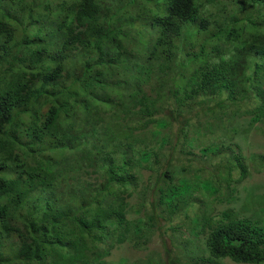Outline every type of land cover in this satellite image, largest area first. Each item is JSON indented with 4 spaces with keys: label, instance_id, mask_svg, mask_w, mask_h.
Returning a JSON list of instances; mask_svg holds the SVG:
<instances>
[{
    "label": "trees",
    "instance_id": "1",
    "mask_svg": "<svg viewBox=\"0 0 264 264\" xmlns=\"http://www.w3.org/2000/svg\"><path fill=\"white\" fill-rule=\"evenodd\" d=\"M261 122L264 0H0V264H264V191L216 210ZM160 219L186 244L135 256Z\"/></svg>",
    "mask_w": 264,
    "mask_h": 264
},
{
    "label": "rangeland",
    "instance_id": "2",
    "mask_svg": "<svg viewBox=\"0 0 264 264\" xmlns=\"http://www.w3.org/2000/svg\"><path fill=\"white\" fill-rule=\"evenodd\" d=\"M258 125H259L258 127H261V129L254 130L252 132L253 134L251 138L253 139V145L250 146V145L243 144V147L242 145L240 147V150L242 151V153L244 154L246 158V163H248L247 157L249 156V154H251L249 153V151L258 152V153L264 152V132H263L264 123L261 122V123H258ZM204 141L209 142L211 141V139L210 137H206ZM196 147H194L193 150L188 148L189 150H191V154L189 155L187 154L186 156H184V158L187 159L188 161L189 159L195 158V160H191V163L195 167L202 169V172H204L203 169L205 171H212V172L214 169H217L219 178H221L219 174H227L225 173L226 169L224 166H218L217 168V164L220 160H222V158L221 159L220 158H210V157L208 158V156L206 155L203 156L201 154V151L199 150V147L197 148ZM189 162H185V164ZM227 162L230 164L229 165L230 167L234 168V173L241 172V166L237 162L235 156H234V159H230ZM249 165H250V173L252 172V175L249 176L247 179L243 178L242 183L240 180V174L238 176L237 174L231 173L227 178L226 177L221 178V179H224L221 181H226L230 186H228V184L226 183V186L223 184V186L221 187L222 189H218L219 190L218 195L220 196L222 194L220 200L216 202V210L218 212L223 210L224 208H234L236 211L240 210L243 212L245 208L252 207V205L248 204L247 201L250 203V201L255 200V195L257 193L259 194L264 191V171L258 172L257 171L258 166L254 165L251 162L249 163ZM197 178L198 177L196 176L194 179L184 178V180H182L183 182L182 192L185 195H196L197 196L200 193V191H203L202 189L205 187L202 183H200L197 180ZM214 181L217 183V181H220V180L214 179ZM259 184H261L262 187H259L258 186ZM244 186L247 188H245ZM207 187H209L208 189L213 190L214 186L211 185ZM150 197H152V195H150ZM234 197H236L237 199L233 200ZM152 198H150V200H152ZM252 202L257 203L256 201H252ZM260 203H264V198H262V200L259 201L258 204ZM202 209H203V206L201 207V210ZM179 222L180 220L178 219H173L172 221V223L176 225ZM161 225H162V228L158 227L154 229L149 241L146 242V244L143 247L136 248V249L132 248L131 252H133L135 256L137 257L139 256L140 258H143V259L150 257V256L152 257L161 256L163 258H166L168 256H171V253L176 252L175 248L172 246L173 243L180 245L181 247L183 246V243L186 244L183 241V239L186 236H191L189 231L183 226H180V228H182L181 231L183 232V235H182L183 239H182L180 237L181 231L176 230L172 232L171 230L167 229L168 223L165 222L164 220H161ZM195 238H194V241L191 242L189 246V249H190L189 256H187L184 253V251H182L180 248L179 254L183 262L182 264H186L188 262L193 264L195 262L194 260L192 262L191 260V258H193L192 256L201 255L199 253H201V251L204 249L205 238L203 235H200L199 237H195ZM206 254H204V256H207ZM159 260H162V259L159 258ZM222 264H243V263H236L232 260L226 259L225 261L222 262Z\"/></svg>",
    "mask_w": 264,
    "mask_h": 264
}]
</instances>
